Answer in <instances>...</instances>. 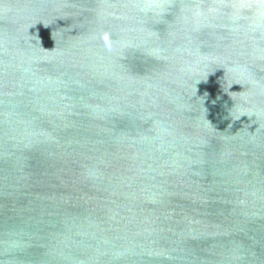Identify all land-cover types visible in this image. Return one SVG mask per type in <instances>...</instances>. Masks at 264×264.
I'll list each match as a JSON object with an SVG mask.
<instances>
[{"label": "water", "instance_id": "1", "mask_svg": "<svg viewBox=\"0 0 264 264\" xmlns=\"http://www.w3.org/2000/svg\"><path fill=\"white\" fill-rule=\"evenodd\" d=\"M0 264H264V0H0Z\"/></svg>", "mask_w": 264, "mask_h": 264}]
</instances>
